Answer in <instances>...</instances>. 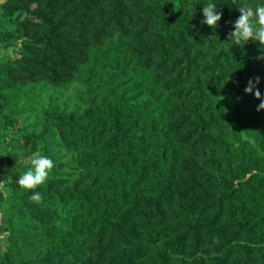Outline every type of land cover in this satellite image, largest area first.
I'll return each mask as SVG.
<instances>
[{"label": "trees", "instance_id": "trees-1", "mask_svg": "<svg viewBox=\"0 0 264 264\" xmlns=\"http://www.w3.org/2000/svg\"><path fill=\"white\" fill-rule=\"evenodd\" d=\"M138 1L111 0L112 17L121 31L125 32L124 16L128 22L135 23L136 10L133 9ZM223 1L226 5L224 17L245 3V0ZM0 8V22L4 24V27L0 26V47L13 45L18 51L12 58L1 60L0 66V132L4 135L11 132L15 136L10 138L14 147L5 153L3 160V169L11 178V190L8 217L2 227L6 235V250L0 255V264H102L90 257L86 262L80 260L84 255L82 249L86 246L84 241L90 239L86 235L92 237L95 234V223L104 225L113 218L120 219L127 213H123L126 207L139 204V201L146 206L153 205L148 196L176 192L170 184L176 178L178 158L186 148L178 144L183 136H176V129L172 130L170 94L157 90L156 85L151 83V67L155 61L153 51L165 59L168 47H176L184 36L187 21L181 11L182 4L179 0H170L156 7L163 15L173 13L164 24L169 25L175 20V29H171L172 32L165 37L168 40L166 45L164 39L151 42L147 53H141V62L133 60L128 54L129 48L133 50L130 40L97 46L87 52L82 48V42L68 38L69 32L62 33L65 14L60 12L65 8V0H2ZM143 9L144 6L139 9L140 13ZM36 26H42L43 30L38 32L37 28L34 29ZM72 34L83 35V32L79 28ZM140 46L146 47L141 41ZM41 52H44L43 56L38 58L37 53ZM26 55L37 59L27 58ZM109 57H114V61H102ZM72 69L77 70L80 81L87 89L82 94L91 96L85 110L74 108L66 114L54 109H40L37 117L42 128L38 133L27 130L18 119V115L27 109L19 107L26 90L21 89L20 82L15 84L18 71H25L31 77L43 70L49 73L48 77L54 84L63 88ZM129 80H134L130 88L125 86ZM171 80L168 79L167 83ZM131 87L137 89L133 94L128 92ZM197 104L193 103L190 109L196 108ZM236 114L235 118L223 120L212 114L206 118L198 114L194 126L200 130L209 128L213 134L203 135L202 138L217 145L221 155L218 159H211L210 165L216 163L217 167H221L223 163L230 168L244 154L246 143H238L235 127L239 117L237 111ZM96 126L99 131L93 133ZM51 128L76 136L64 142L67 155L85 148L88 151L61 163V154L52 148L61 145L45 137ZM39 142H42L40 147ZM231 143L237 145L232 146ZM254 143L253 152L257 153L254 159L264 164V144L259 140ZM40 149L42 155L54 161V168L47 182L37 188L43 202L36 204L29 199L33 192L22 189L18 184L19 177L27 170L14 161ZM82 170H85L84 174H81ZM94 171H97V181L87 180L88 174ZM104 173L105 178L99 181L98 177L104 176ZM208 177L212 178L211 175ZM263 180L264 168L255 166L245 168L231 178L217 180L215 184L224 192L213 196L212 203L201 207L200 211L209 210L216 204L218 209L212 219L195 223H213L221 213L224 201L231 202L226 209L230 214L247 213L236 226L239 232L246 223L253 226L264 221V201L250 194L243 195L250 181L260 183ZM181 182L184 183V179ZM196 186L204 193L205 199H210L204 185L197 183ZM184 192L183 189L178 194L183 195ZM81 216L90 217L91 221L86 224L77 222ZM165 232L166 228L160 227L151 232L152 243H156ZM259 244L242 246L240 252L246 254L244 264H264V251ZM107 245L110 242L105 247ZM131 263L130 260L111 256L106 264Z\"/></svg>", "mask_w": 264, "mask_h": 264}, {"label": "rangeland", "instance_id": "rangeland-1", "mask_svg": "<svg viewBox=\"0 0 264 264\" xmlns=\"http://www.w3.org/2000/svg\"><path fill=\"white\" fill-rule=\"evenodd\" d=\"M169 1L139 0V4L136 3L133 9L136 10L135 23L128 22L124 16L123 32L113 20L111 0H65V8L60 10L61 14H65L62 20V24L65 25L62 26V33L69 32L68 38L82 42V48L87 52L93 51L97 46L105 47L130 40L133 50L129 48L128 54L133 60L141 62L143 60L141 53L143 52V55L147 53V46L151 45V42L164 39L166 45L168 40L165 37L172 32L171 29H175L173 28L176 25L175 20L169 25L164 24L173 13L163 15L158 13L156 8ZM179 1L187 21L184 36L176 47L172 45L168 47L165 59L153 51L152 57L155 61L151 67L153 70L151 83L156 85L157 90L161 89L165 94H170L172 130L176 129V136H183L178 144L186 148L178 158L176 178L170 184L171 189L177 193L169 195L162 192L148 196L149 198H146L150 199L153 205L146 206L139 201V204L126 207L123 213H127L122 218H113L110 223L104 225L95 223L94 236L86 235L90 239L84 241L86 245L82 249L84 255L80 258L83 262L90 257L93 261L97 259V263L106 264L112 256L123 261L130 260L131 264H244L246 254L240 252L242 246L260 243L259 246L264 251V221L253 226L246 223L239 232L236 226L243 221L247 213L241 211L230 214L226 209L231 202H223V209L213 223L207 225L195 223L212 219L218 209L216 204L209 210L200 211L201 207H207L212 203L213 196L224 192L215 184L217 180L231 178L232 175H238L241 170L250 166L264 168L262 161L254 159L257 153L253 152L254 141L259 140L264 144V110L257 111L261 100L256 99L254 94L245 92L249 79L260 77L258 88L264 97V60L257 59L264 55V52L259 50L258 42L250 41L244 46H237L234 41H229L228 34L234 31V22L241 15L239 10L230 13L228 17L222 16L216 29L201 23L204 19L203 7L208 3L216 4V10L223 15V9L226 7L223 0ZM1 2L2 0L0 4ZM245 3L255 7L264 5V0H245ZM129 4L132 5V2L129 1ZM142 6L145 9L140 13L139 9ZM0 26L4 27V24L0 22ZM36 28L38 32L43 30L42 26H36L34 29ZM79 28L82 29L83 35H73L72 32ZM140 41L146 47H141ZM43 53H37V57L43 56ZM16 54L18 51L13 45L0 47V66L1 60L5 61ZM26 57L37 59L32 55ZM113 58L109 57L108 60L102 61L110 63L114 61ZM87 61L89 62V59ZM17 76L15 84L20 82L21 89L26 90L19 107L27 108L18 115V119L21 120V125L34 133H38L42 128L37 117L40 109H54L67 114L74 108L78 111L85 110L87 100L91 99L90 95L82 94L87 89L80 81L76 69H72L63 88L54 84L48 77L49 73L43 70H39V73L31 77H28L25 71H18ZM171 78V82L167 83ZM133 81H127L125 86L130 88L134 84ZM163 82H166L165 85ZM136 91V88L131 87L128 92L133 94ZM195 102H198L196 108L190 109ZM236 111L239 114L238 122L235 124L236 135L238 143H246L244 154L237 162L232 163L230 168L223 163L221 167H217L216 163L210 165L211 159H218L221 155L216 149L217 145L202 138L203 135L213 134L209 132V128L200 130L194 126L198 114L204 115L205 118L212 114L223 120L235 118ZM50 130L45 137L52 143L61 145L52 147L57 154H61V163L88 151L85 148L67 155L64 142L73 140L76 136L73 137L66 131L60 133L53 128ZM98 131L99 127L96 126L93 133ZM13 137L15 136L11 132L7 135L0 132V255L6 250V235L2 227L5 226L8 217L11 190L9 186L11 178L3 169V160L5 153L14 147V143L10 141ZM40 146L42 142H39L38 147ZM41 152L42 149L39 153ZM32 154L17 158L15 164L27 170L29 167L27 159ZM187 163L189 164L185 165ZM84 172L85 170H82L81 174ZM96 173L97 171L88 174L87 180L97 181ZM209 175L212 178L208 177ZM105 176L104 173L98 180L102 181ZM183 179L184 183L181 182ZM193 182L195 185H192ZM197 183L205 186L210 199L204 198V193L196 186ZM184 184L189 187H184ZM183 189L185 190L183 195L178 194ZM246 194L264 201V180L260 183L250 181L243 191V195ZM189 206L190 209H187ZM194 207L198 209L193 210ZM127 209L129 211H126ZM88 221H91V218L87 216L77 218L79 223L86 224ZM159 227L166 228V232L153 244L150 233ZM108 242L110 245L105 247Z\"/></svg>", "mask_w": 264, "mask_h": 264}, {"label": "clouds", "instance_id": "clouds-1", "mask_svg": "<svg viewBox=\"0 0 264 264\" xmlns=\"http://www.w3.org/2000/svg\"><path fill=\"white\" fill-rule=\"evenodd\" d=\"M216 6V4L208 3L203 7L204 19L201 23L212 29H216L218 22L222 19V12H218ZM237 8L241 15L234 22V31H230L228 34L229 41H234L237 46H244L250 41L258 42L259 50L264 52V5L252 7L243 3ZM257 59L264 60V55L257 57ZM259 83L260 77L249 79L245 88L246 93L254 94L256 99L261 100L257 111L264 110V97L258 88ZM27 164L29 167L19 177L18 184L22 189L33 192V195L29 197L30 201L41 204L43 197L36 190L47 182L49 173L54 168V161L36 152L28 157Z\"/></svg>", "mask_w": 264, "mask_h": 264}, {"label": "crops", "instance_id": "crops-1", "mask_svg": "<svg viewBox=\"0 0 264 264\" xmlns=\"http://www.w3.org/2000/svg\"><path fill=\"white\" fill-rule=\"evenodd\" d=\"M0 155H1V149H0ZM0 158H1V156H0Z\"/></svg>", "mask_w": 264, "mask_h": 264}]
</instances>
